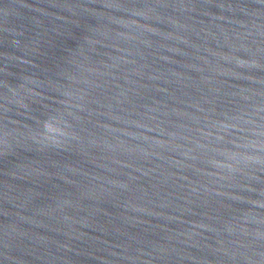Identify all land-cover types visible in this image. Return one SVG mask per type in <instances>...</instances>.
<instances>
[{
	"label": "water",
	"instance_id": "95a60500",
	"mask_svg": "<svg viewBox=\"0 0 264 264\" xmlns=\"http://www.w3.org/2000/svg\"><path fill=\"white\" fill-rule=\"evenodd\" d=\"M0 264H264V0H0Z\"/></svg>",
	"mask_w": 264,
	"mask_h": 264
}]
</instances>
